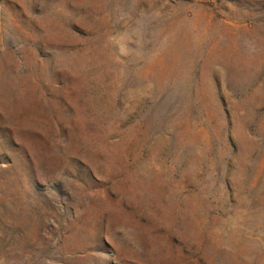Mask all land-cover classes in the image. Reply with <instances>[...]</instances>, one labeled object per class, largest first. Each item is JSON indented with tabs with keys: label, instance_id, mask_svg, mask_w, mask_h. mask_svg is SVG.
I'll use <instances>...</instances> for the list:
<instances>
[{
	"label": "rangeland",
	"instance_id": "1",
	"mask_svg": "<svg viewBox=\"0 0 264 264\" xmlns=\"http://www.w3.org/2000/svg\"><path fill=\"white\" fill-rule=\"evenodd\" d=\"M0 264H264V0H0Z\"/></svg>",
	"mask_w": 264,
	"mask_h": 264
}]
</instances>
